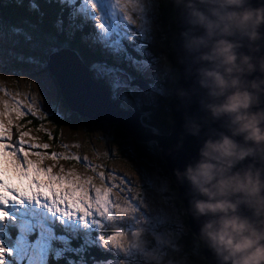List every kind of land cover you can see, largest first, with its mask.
I'll return each instance as SVG.
<instances>
[{
  "label": "clouds",
  "instance_id": "obj_1",
  "mask_svg": "<svg viewBox=\"0 0 264 264\" xmlns=\"http://www.w3.org/2000/svg\"><path fill=\"white\" fill-rule=\"evenodd\" d=\"M171 4L184 25L179 62L193 80L175 96L198 105L197 113L185 115L177 148L187 136L200 140L196 156L174 170L175 179L188 186L187 210L211 253L208 264H264V0ZM161 60L175 70L166 55ZM107 222L115 239L106 249L136 253L143 264H191L170 233L149 228L119 193Z\"/></svg>",
  "mask_w": 264,
  "mask_h": 264
},
{
  "label": "snow or ice",
  "instance_id": "obj_2",
  "mask_svg": "<svg viewBox=\"0 0 264 264\" xmlns=\"http://www.w3.org/2000/svg\"><path fill=\"white\" fill-rule=\"evenodd\" d=\"M55 2L59 5L68 2L78 3L77 0H55ZM84 2L95 13L91 21L98 32L96 43L110 50V54L115 57L113 63L94 62L91 70L96 78L108 84L113 93L118 94L129 104L137 108L141 107L145 98L160 91L156 85L158 71L154 66L155 61L148 58L151 43L149 38L153 34L154 18L160 0H109L108 15L113 21L111 29L105 23V11L97 0H84ZM30 7L37 9L38 6L34 0H30ZM75 11H79V6ZM137 20L140 21L139 25ZM63 26L64 21L61 19L56 21L53 28L56 29L57 35H64L63 46H67L74 39L75 33L61 32ZM31 27L35 28V25ZM11 34L15 37L22 36L25 41L34 39L31 32H26L20 27L11 28ZM4 38L3 25H0V41ZM58 51L59 47L51 48L39 63L38 74L33 76L40 86L43 97L29 96L26 102L14 97L11 104L7 101L3 102L0 110V205H6L9 201L17 199L43 197L50 202L52 209L62 216H76L85 224L91 221L103 228V221L111 219L113 215L115 204L113 189L118 188L123 192L124 188L131 184L130 178L121 176L120 181L123 184L121 187V184H109L108 177L104 172H100L99 179L104 183L97 186L92 178L82 179L78 175L72 178L74 174L71 172L65 175L63 168L60 169V174H55L52 167L44 166L45 157L50 156L52 160H80L81 157L49 152L48 143L38 142V137L31 136L29 131L23 130V126L13 120V115L15 121L30 116L40 122V127L37 129L39 131L43 130V122L55 113L57 97L54 94L50 62ZM95 65H103L105 72L101 74L94 71ZM139 81L147 82V87L142 86ZM28 123H32V120ZM14 134L15 140H13ZM46 134L50 139L53 138L50 132ZM63 147L68 146L63 145ZM31 157H35V160ZM83 159L87 162V157ZM127 191L131 193V188H127ZM127 200L139 212L147 204L144 193L135 197L129 195ZM2 215L3 213L0 212V216ZM146 223L152 227V230L157 231L158 228L171 226V216L161 205L158 213L147 215ZM99 239L103 245H107L109 241L115 239V236L102 234ZM8 251L0 246V264H5ZM133 254L135 253L130 252L123 256L118 264L122 262L133 264ZM134 264H143L139 255H136Z\"/></svg>",
  "mask_w": 264,
  "mask_h": 264
},
{
  "label": "rangeland",
  "instance_id": "obj_3",
  "mask_svg": "<svg viewBox=\"0 0 264 264\" xmlns=\"http://www.w3.org/2000/svg\"><path fill=\"white\" fill-rule=\"evenodd\" d=\"M97 2L105 11V23L108 24L109 28L111 29L113 21L112 18L108 15L109 0H97ZM162 5L163 0H160V3L158 4V11L156 12L154 18L153 34L152 37L149 38L151 40L149 49L153 46L158 47V45L162 44V42L164 41V34H158L159 30L162 32L163 29L162 22L159 19V8H161ZM87 7L91 12L92 17L89 13L87 15L82 10L81 14H83V18L92 28L91 36L94 39V43L97 44L96 40L98 37V32L94 29L93 22L91 21L95 13L92 12L88 5ZM139 23L140 21L137 20V25H139ZM0 25L3 24L0 23ZM4 33L5 38L3 41H0V110H2L3 102L7 101L9 104H11L14 97L25 102L27 101V97L29 96L43 97V93L40 90L39 84L33 78L34 75L38 74L37 70L39 65H36L30 69L20 70H16L15 67H12L13 62L12 59L8 57V55L11 52L13 35L11 34L10 30L6 31V29H4ZM106 51L110 53V50L106 49ZM104 54H106V52H104ZM148 58L155 61L156 65L154 66L158 71L157 79L161 78L163 67L159 65L157 59L152 55L149 54ZM113 60H115L114 56ZM5 93H7V95ZM54 94L57 97V106L55 110L58 111V114L60 116H65L67 114V111L62 104V101L58 98V92L55 86V82ZM112 95L115 99H119L122 101L123 107L127 109L135 107L134 105L129 104L127 101L123 100L118 94L112 92ZM147 101L148 97L145 98L144 103ZM13 120L15 123H18L20 121H15L14 115ZM26 131H29L31 136L38 137V142L48 143L50 145V149L48 150L49 152H58L65 155H76L81 157L80 160H52L50 156L45 157L43 161L44 166L52 167L55 174H60V169L63 168L65 175L71 172L74 174L72 178H75L76 175L80 176L82 179L92 178L94 184H96L97 186H101L104 182L99 179V173L104 172L108 177L109 184L117 183L121 184V187H123V184L120 181V177L127 176L128 178H130L131 184L127 185V187L124 188L123 192H121L118 188H114V197L117 193H119L121 197L125 198H127L129 195L135 197L140 193H144L147 198V204H145L141 208V214L145 219L147 218V215L158 213L161 205H163L164 208L167 209L171 216V226L158 228L157 231L170 233L175 242L177 241L179 234L184 231L182 227L183 222L181 214L174 202L175 196L173 193L174 191L172 179L163 176L161 174V169L158 168L154 162L151 163L147 162L146 160H138L136 157H133V153L136 149L133 142L129 140L120 141L116 139L115 130L111 126L105 125L101 128L98 127L95 123H92L88 124V126H81L78 132H72L69 128H65L60 135L61 143L56 147H54L50 141L45 139V131L49 132V129H43L39 132L32 129ZM150 134L151 132L147 131L145 136L149 137ZM63 145H67L68 147L65 148L63 147ZM84 157H87V162L84 161ZM31 158L35 160V157ZM127 188H131V193L127 191ZM13 201H16V203L21 206L16 205V203L10 204V202H8L6 205H0V212L3 213V215L0 216V240L1 235L5 232V228L8 225L7 223L9 221V218H12L14 216L13 221L17 223L16 217L19 215H26L25 211H31L33 217L39 216L38 220L45 224L49 223L52 225L53 222H57L58 224H61V226H68L73 229L77 227L82 234L86 233L93 226L100 232V234L104 229V227L101 228L98 225L93 224L91 221L85 224L76 216H62L58 212L54 211L51 207L50 202L45 200L43 197H39L36 199L24 198L22 200L17 199ZM107 223V220L103 221L104 226ZM29 225L30 224H26L24 226V232L27 236L29 234H32L33 232L32 227ZM122 226L130 228L132 227L130 222L123 223ZM148 227L152 229L149 224ZM40 241L41 243L34 245L32 254L33 256H37L39 252L40 262L42 264H48L51 255V247L45 238H42ZM107 249L113 250L111 248ZM136 255L138 254L135 253L132 256L133 264L136 261ZM105 264H118V262Z\"/></svg>",
  "mask_w": 264,
  "mask_h": 264
},
{
  "label": "trees",
  "instance_id": "obj_4",
  "mask_svg": "<svg viewBox=\"0 0 264 264\" xmlns=\"http://www.w3.org/2000/svg\"><path fill=\"white\" fill-rule=\"evenodd\" d=\"M13 0L12 2H14ZM18 2V0H16ZM37 4V11H30V1L21 3V6H9L5 10V15L8 16L9 22L15 27H20L26 32H31L34 39L32 41H25L23 37H16V44L13 46L14 58L13 65L16 70L30 69L42 61V59L50 52V49L56 46L59 48H69L76 52L85 63L91 67L95 60L99 59V62L107 61L100 53L91 54L88 50L81 47V38L79 34L75 33L74 39L67 46L64 44V35H57L56 29L53 25L57 20H63L64 26L61 28V32L71 31L74 33V29L71 30V18L74 14L72 6L68 4L59 5L55 0H34ZM40 9V13H39ZM30 11V12H29ZM160 20L163 25V38L164 41L158 47L151 48L154 54L157 56H167L172 61L175 70L173 72L166 71V77H162L160 82H156L158 92H154L147 102L139 108L134 107L133 110L142 113L143 124L147 130L151 133H156L160 136H168L172 131V113L170 109V101L173 97L174 85L179 78V66L175 61V55L172 49V40L176 35L175 21L176 14L175 8L171 4V0H163L162 10L159 13ZM74 19V18H73ZM72 19V21H74ZM82 21V19L79 17ZM79 23L77 21H74ZM84 24V23H83ZM31 25H35L32 28ZM87 31L88 28L86 27ZM161 34V31H160ZM96 66V65H95ZM103 66V65H98ZM120 103L122 101L120 100ZM67 114L60 116L56 112L50 115L47 120L43 122L49 129L52 135V139L45 134V139L51 142L54 147L61 142L60 135L65 128H69L72 132H78L81 126H88L92 122L87 121L79 117L78 115L71 113L66 108ZM56 124V125H55ZM98 127H104L105 124H96ZM32 127L34 130L40 127V122L36 119L32 123L26 126ZM115 130L116 139L120 141H132L136 149L133 153V157L138 160H146L147 162L155 163L158 168L161 169V174L171 179L167 165L161 156V149L157 142H139L135 138L128 136L118 126H111ZM40 131V130H39ZM45 133H48L45 131ZM174 202L182 218V227L184 231L179 234L176 243L180 247L179 255H186L191 264H208L203 258V245L199 242L197 236H195L189 228V219L187 217L184 205L178 200V189L173 183ZM172 193V194H173ZM185 225V226H184ZM58 234L65 233L58 230ZM69 239L66 240V245L56 243L60 253L59 264H96L99 261L103 263L115 261L118 258V254L115 252H106L98 247L89 248L87 243L92 241V238L88 240L80 239L78 237H72L65 233ZM175 254V253H173Z\"/></svg>",
  "mask_w": 264,
  "mask_h": 264
},
{
  "label": "water",
  "instance_id": "obj_5",
  "mask_svg": "<svg viewBox=\"0 0 264 264\" xmlns=\"http://www.w3.org/2000/svg\"><path fill=\"white\" fill-rule=\"evenodd\" d=\"M176 13V35L172 40V49L175 55V61L179 66V78L174 85L173 97L170 101L172 113V131L168 136H159L150 134L146 137L147 128L143 124V114L130 111L119 110L118 105L111 101L110 92L107 87L100 83L93 82L88 69L74 55H67L64 52L57 53L51 59L50 71L56 86L59 88V94L63 103L71 113H74L84 120L98 124H108L118 126L128 136L137 141L157 142L161 149L162 159L167 165L173 183L178 189V200L184 205L187 217L189 219V228L197 236L198 225L192 220L187 210L188 186L179 184L174 176V170L185 166L193 157L196 156L200 140L187 136L183 140V146L177 148L181 142L183 133L184 118L187 114L198 112V105L195 99L182 102L175 96L174 90L179 87H191L193 80L184 75V66L179 62L181 55L179 32L184 27L182 15L175 9ZM66 62V63H65ZM60 66L66 67L65 72L60 71ZM72 86V90L69 85ZM202 139V138H201ZM198 238V236H197ZM203 258L208 263L211 253L203 246Z\"/></svg>",
  "mask_w": 264,
  "mask_h": 264
},
{
  "label": "bare ground",
  "instance_id": "obj_6",
  "mask_svg": "<svg viewBox=\"0 0 264 264\" xmlns=\"http://www.w3.org/2000/svg\"><path fill=\"white\" fill-rule=\"evenodd\" d=\"M77 2H78V3H75V4H76L75 10H76V8H78V6H79V11L76 12V11L74 10V14L72 15V17H70V18H71V21H70V23H71V30L74 29V33L80 35V38H81L80 43H81V47H82V48H83L82 45H83L85 42H90L94 50H93V51L88 50L89 53H91V54H93V55H94V54H97V53H100L101 56H102L105 60L111 61V60L113 59V56H112L109 52L106 51V48H104L103 46H101V45H99V44H95V43H94V39H93L92 36H91V29H92V28L90 27V25H86V24H85L87 21L85 20L86 22H84V24H83V22L79 19L80 15L83 16V14H81V10H82L85 14H87V15H88V13H89L90 16L92 17L90 10L88 9V7H87V5L85 4L84 0H77ZM73 18H74V19H73ZM72 19H73L74 21L79 22V23H76V22L72 21ZM86 27L88 28V31H87ZM91 40H92V41H91ZM60 50H61V52L66 53L67 55H70V54L72 53V54H74L78 59H81V60H82V58H80L79 55H78L76 52H74L73 50H71V49H69V48H60ZM104 52H106V54H104ZM95 62H99V59L95 60ZM65 63H66V62H65ZM90 68H91V67H90ZM101 68H104V67H103V66H98V65H96V66H94V71H99ZM65 69H66V67L60 66V71H61V72H65V71H66ZM72 86H74V84H70V85H69V87H70L71 90H72V88H73ZM74 87H75V86H74ZM55 125H56V124H55Z\"/></svg>",
  "mask_w": 264,
  "mask_h": 264
}]
</instances>
